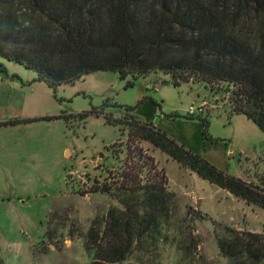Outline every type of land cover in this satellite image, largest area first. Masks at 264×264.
Listing matches in <instances>:
<instances>
[{"label": "rangeland", "instance_id": "obj_1", "mask_svg": "<svg viewBox=\"0 0 264 264\" xmlns=\"http://www.w3.org/2000/svg\"><path fill=\"white\" fill-rule=\"evenodd\" d=\"M132 81L100 71L62 85L56 93L51 89L50 112L101 114H90L85 121L68 119L70 127L53 122L45 131L35 132L31 143L6 144L7 136L0 137L8 149L0 157L16 165L14 176L0 173V264L94 261L92 231L93 238L100 234L106 241L103 234L110 212L124 210L113 192L114 177L123 172L128 154L127 137L119 126L108 124L105 115L122 118L125 106L136 107L140 119L153 121L223 172L264 185V133L246 116L232 113L234 86H211L191 77L179 80L177 87L172 76L161 71L128 86ZM191 106L202 108L194 116L207 118L210 134L220 141L204 137L200 118L186 119ZM170 114L177 117L168 118ZM115 142V148H106ZM66 146L72 152H64ZM140 147L157 165V171L141 169L140 179L145 178L146 184L147 176L162 172L175 197L168 218L160 219V234L146 237L118 264H230L220 241L231 242L240 232L264 234V209L212 185L152 144L142 142ZM96 181L112 184V192L92 190ZM156 182L160 184L157 177Z\"/></svg>", "mask_w": 264, "mask_h": 264}, {"label": "trees", "instance_id": "obj_2", "mask_svg": "<svg viewBox=\"0 0 264 264\" xmlns=\"http://www.w3.org/2000/svg\"><path fill=\"white\" fill-rule=\"evenodd\" d=\"M0 56L33 71L34 82L46 84L55 93L62 85L100 71L117 73L122 80L132 77L128 86L157 71L171 75L177 87L179 80L191 77L211 86L226 83L234 86L232 113L246 116L264 133V0H0ZM0 72L7 75L3 65ZM10 78L19 79L17 75ZM124 108L122 118L105 115L106 122L119 126L127 137L128 154L123 172L114 177L113 192L124 210L110 212L103 234L106 241L100 234L93 238L92 231L95 257L91 264L126 260L138 243L159 235L160 219L168 218L175 194L167 189L162 172L156 176L160 184L155 176H147L146 184L145 178L140 179L141 169L157 171L155 159L140 147L142 142L212 185L264 209V185L223 172L153 121L140 119L134 113L136 107ZM90 114L101 113L11 119L0 126L60 118L85 121ZM196 118L204 125L206 139L220 141L210 134L207 118L186 117ZM94 189L110 193L113 186L96 183ZM219 244L230 264L264 260V234L235 233L231 242Z\"/></svg>", "mask_w": 264, "mask_h": 264}, {"label": "crops", "instance_id": "obj_3", "mask_svg": "<svg viewBox=\"0 0 264 264\" xmlns=\"http://www.w3.org/2000/svg\"><path fill=\"white\" fill-rule=\"evenodd\" d=\"M0 65H3L7 71V75L0 72V123L11 119H34L71 115L70 113L56 114L55 112H50V109L47 107L50 103L49 100L53 98L52 90L42 82H34L36 74L33 71L4 58H0ZM12 75H17L19 79H11ZM53 122L66 123L70 127L71 120L66 121L60 118L41 120L17 126H0V137L7 136L6 144L10 142L15 144L20 141L22 143H31V141H34L35 132L45 131L47 126ZM0 146V153L8 151L7 148L2 146V142ZM68 151L72 152L68 146L64 147V152L67 153ZM3 158H6V156L3 155ZM0 160L4 163L0 165V173L4 172L5 175H8L6 173L11 175L16 165L14 166L11 163L12 160L9 159H2L0 157ZM12 176L14 175L12 174Z\"/></svg>", "mask_w": 264, "mask_h": 264}, {"label": "built area", "instance_id": "obj_4", "mask_svg": "<svg viewBox=\"0 0 264 264\" xmlns=\"http://www.w3.org/2000/svg\"><path fill=\"white\" fill-rule=\"evenodd\" d=\"M202 111V108H196L194 106H191L190 109H189V115H196L198 112H201ZM199 114V113H198ZM97 183V181L95 182V184ZM99 185L101 184V182L98 183Z\"/></svg>", "mask_w": 264, "mask_h": 264}]
</instances>
